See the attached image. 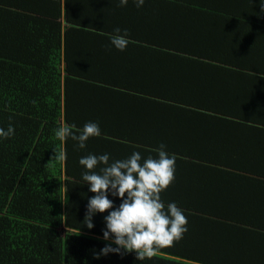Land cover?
I'll return each instance as SVG.
<instances>
[{"label": "trees", "instance_id": "1", "mask_svg": "<svg viewBox=\"0 0 264 264\" xmlns=\"http://www.w3.org/2000/svg\"><path fill=\"white\" fill-rule=\"evenodd\" d=\"M25 1L0 0V127L14 126L0 139V264H264V13L257 0H176L193 4L199 17L159 26L158 40L143 42L140 73L118 75L99 47L120 26L89 20L101 6L67 0L69 23L70 5L77 7L90 61L81 69L67 55L64 74L62 37H74L75 28L64 29L55 8L61 0H38V11ZM188 30L198 39H181ZM149 66L156 67L151 82ZM226 99L230 110L219 105ZM87 121L101 134L83 149L54 135L59 125L75 131ZM160 143L176 157L160 198L183 210L187 231L151 258L94 255L108 243L99 238L107 210L92 217L93 228L84 224L94 193L80 178L79 157L121 159L124 144L155 156ZM53 148L63 150L62 161L52 159Z\"/></svg>", "mask_w": 264, "mask_h": 264}, {"label": "clouds", "instance_id": "2", "mask_svg": "<svg viewBox=\"0 0 264 264\" xmlns=\"http://www.w3.org/2000/svg\"><path fill=\"white\" fill-rule=\"evenodd\" d=\"M128 2L117 0L118 6H125ZM132 2L140 8L145 0ZM257 3L260 13H264V0H257ZM107 35L110 46L120 51L130 42L127 29L114 27ZM13 134L11 123L0 127V139ZM100 134V127L95 121H87L75 131L65 125H59L54 130L59 140L71 137L80 149L85 147L90 137ZM53 150L52 159L62 161L65 158L62 149ZM154 151L155 156L149 154L143 158L136 150L121 159L110 160L107 152H89L79 157L78 163L83 166L80 178L83 184H87L88 191L94 193L87 197L84 224L89 229L93 228L92 217L107 210L103 215L104 226L99 238L108 243L94 255L134 252L137 260L151 258L156 251L171 246L187 231L183 210L175 201L165 206L160 198V193L174 180L175 154L166 151L163 143ZM110 196L119 198V204H115Z\"/></svg>", "mask_w": 264, "mask_h": 264}, {"label": "crops", "instance_id": "3", "mask_svg": "<svg viewBox=\"0 0 264 264\" xmlns=\"http://www.w3.org/2000/svg\"><path fill=\"white\" fill-rule=\"evenodd\" d=\"M83 3L81 6L83 8L93 7L97 6L100 8L102 7V11H98V15L101 17H95L94 19L89 18L91 20V24L94 23H104V20L107 23H113L118 24L121 29H127V36L129 38V43L126 46V48L123 51L117 50L114 47H111L109 44V40L103 42V47H99L103 50V55H109L111 58L110 61L105 64L109 67V72L113 75L120 74H136L140 73L141 65L139 63H136L138 59H142L144 53L142 52L143 48V42L150 43L156 42L158 40V28L159 26L166 24L169 26L171 23H180V24H186L187 26L190 25L193 21H195L198 17V13H194L196 10L192 7V5L188 4H177L180 2H176V0H172L174 4H170L167 2V0H162V2H156V0H145V3L142 7L137 8L133 4L132 0H129L128 4L125 6H118L117 0H82ZM176 2V3H175ZM26 9H30L32 11H38L43 10L44 3L41 4L38 0H28L25 1ZM68 5L67 0H61V6L56 5L55 8L59 9L61 8L62 18L61 21L65 26H71L75 29H72L71 31L74 33V37L71 39H68L67 35H63L62 37V53H63V61H62V69L63 73H65V69L67 67L66 57L67 55L70 56L71 59L75 62V67H80L83 69L85 67V63H89V53L85 50L90 48V46L87 44L89 43L86 41V39H83L82 37H78L79 31L78 28H80L79 23L77 20V7H72L70 4V10L74 12L73 18L71 20V23L68 21V15L66 13V8ZM195 6V5H194ZM197 10L199 7L195 6ZM45 10H53L49 9V6L45 8ZM54 11V10H53ZM90 24V23H89ZM106 25V24H105ZM147 33V34H144ZM197 31H186L183 35H181V39H186L188 41L197 40ZM167 36L164 35V39H166ZM147 45V44H146ZM148 46V45H147ZM69 47V48H68ZM121 53L122 55H125V63L123 62L124 59L116 62L117 59L116 54ZM148 53V52H147ZM152 54L149 51V57L151 59ZM146 58V56H145ZM120 63V68L117 66ZM153 65H155L153 63ZM149 69H151V73H145L147 74V77L149 81L153 78H156V67L149 66ZM137 71V72H136ZM153 73V74H152ZM151 82V81H150ZM241 85L248 87L247 82H240ZM264 86V84H263ZM65 88V85H64ZM123 92L127 91L128 87L123 83ZM229 101H231L232 97H235V95H229ZM236 102V99H235ZM219 105L222 104H228V100L226 99L225 102L219 101ZM234 105V104H233ZM230 110V104L225 105ZM234 109H237V104L234 105ZM233 120V119H232ZM247 124H251L250 122H246ZM124 144L123 149L124 154L122 158L128 156L131 154V152L134 150L132 148L128 149ZM139 151V150H136Z\"/></svg>", "mask_w": 264, "mask_h": 264}]
</instances>
